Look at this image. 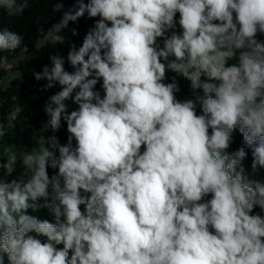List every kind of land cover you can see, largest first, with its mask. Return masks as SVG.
<instances>
[{
  "label": "clouds",
  "instance_id": "1",
  "mask_svg": "<svg viewBox=\"0 0 264 264\" xmlns=\"http://www.w3.org/2000/svg\"><path fill=\"white\" fill-rule=\"evenodd\" d=\"M33 2L0 0V18ZM55 11L40 43H67V56L32 74L59 90L30 126L35 146L0 152V264H264V180L251 178L264 172V0H59ZM85 17L77 46L63 32L78 35L70 23ZM28 52L0 22V74ZM18 98L7 124L0 112V148Z\"/></svg>",
  "mask_w": 264,
  "mask_h": 264
},
{
  "label": "trees",
  "instance_id": "2",
  "mask_svg": "<svg viewBox=\"0 0 264 264\" xmlns=\"http://www.w3.org/2000/svg\"><path fill=\"white\" fill-rule=\"evenodd\" d=\"M66 3H72L73 0H64ZM59 0H34L30 4V7L25 11V13L20 17L8 18L6 14L0 18L5 26H9L12 30L19 32L24 36V44L29 46V52L26 54V57L15 65L13 71H19L21 73L22 80L17 82L16 80H11L10 83L4 87L1 84V79L7 73L0 74V112L3 113L4 122L7 124V113L10 111L13 101L11 96L17 95L19 98L16 103H19L24 108V112L21 114V118L16 122L15 127L9 129L8 135L3 141V147L6 145H15V147L20 150H30L35 145L32 143L31 137V128L39 129L42 122H46V116L43 112V106L47 101L48 97L54 94L59 90L57 85L53 89L44 91L42 89L43 84L46 81H35L32 70L36 72L41 71L42 67L45 64H50L48 59L49 55L60 54L65 58L67 56L68 44L57 45L56 47L51 44H43L37 48V42L40 37L43 36L46 32V29L51 27L52 23H55L60 17V13L55 11ZM37 18H39V23H37ZM93 24V20L87 19V17L82 18L77 23H70V28H75L78 31V35L71 36V29H66L63 32V35L69 39L77 46L82 43L83 37L87 29ZM45 28L44 32L39 33L38 28ZM264 39V37H261ZM10 60H14L19 55V50L16 53H8ZM66 69L71 71V68L65 65ZM169 76L173 75L172 73L168 74ZM182 93L181 95L187 93L189 90L187 88V82L183 79L180 80ZM19 84V87H17ZM99 88V85L97 86ZM71 103V102H69ZM75 108V105H71ZM28 117V121L23 119ZM51 133L49 132L48 135ZM61 143L66 142V125L60 130L57 134ZM242 144V137L238 133H234V143L232 145V150L239 147ZM2 149V148H0ZM251 165V153L249 152L248 159L245 161V167L250 169ZM20 173L19 166L17 167L16 172L13 173V177L18 176ZM50 175L53 173L52 169H49ZM251 178L264 180V172H259L258 175H254ZM258 211V209H257ZM42 219L47 218L49 220L52 217L47 213V210H42L37 213Z\"/></svg>",
  "mask_w": 264,
  "mask_h": 264
},
{
  "label": "rangeland",
  "instance_id": "3",
  "mask_svg": "<svg viewBox=\"0 0 264 264\" xmlns=\"http://www.w3.org/2000/svg\"><path fill=\"white\" fill-rule=\"evenodd\" d=\"M72 5H73V2H72V3H66V2H64V10H68L69 8L72 7ZM59 19H60V17L57 19V21H58ZM57 21H56V22H57ZM46 34H47V33H44L43 36L40 37V38L38 39L37 45H39V47L43 45V44L40 43V41L44 38V36H45ZM39 47H37V48H39ZM25 57H26V54H25V56H24L23 58H20L19 61L22 60V59H24ZM16 58H17V57H16ZM16 58H15L14 60H16ZM11 80H16L17 82H20V81L22 80L21 73H20L19 71H17V70H16V71H12V73H7L6 75H4V76L2 77V79H1V84H2L4 87H6V86L10 83ZM7 146H9V145H6V146L3 147L2 149H0V152L5 151L6 148H7ZM15 149H16L17 151H20V150H18L16 147H15Z\"/></svg>",
  "mask_w": 264,
  "mask_h": 264
}]
</instances>
